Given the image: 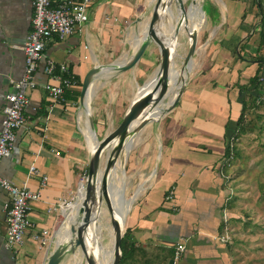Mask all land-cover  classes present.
Segmentation results:
<instances>
[{"label": "crops", "instance_id": "0c3cea01", "mask_svg": "<svg viewBox=\"0 0 264 264\" xmlns=\"http://www.w3.org/2000/svg\"><path fill=\"white\" fill-rule=\"evenodd\" d=\"M143 1L92 0L86 21L78 23L63 39L51 35L46 40L36 73L37 84L26 89L29 96L26 121L16 130L14 144L0 162V175L39 189L40 176L29 172L30 164L35 163L40 172L47 175V181L41 188V197L32 201L30 215L34 225L27 228L17 251L4 244V202L9 194L0 186V264H45L57 243L66 240L62 236L66 225H70L67 221L77 212L80 200L67 210L48 209L61 199L75 200L82 190L90 149L97 141L91 137V132L86 136L81 131L78 117H82L87 104L96 125L95 114H99L100 107L92 104L94 110L98 108L94 113L90 104L100 90L96 84L104 83L106 76L103 75L108 74L106 67L111 62L127 61L134 52L135 47L123 60L127 54L122 53L121 47L126 41L121 39L136 27ZM225 6L226 15L221 14L219 22L206 23L203 32H198V40L203 41L199 56L197 50L194 54L198 57V68L186 81L175 106L162 116L159 143L151 144L150 138L138 143L129 160L130 168L140 166L150 168L151 172L141 180L149 181V186L130 208L125 228L130 227L138 244L149 250L161 243L185 242L186 248L176 264H243L252 260L264 263L260 258L264 256V228L245 226L246 221H240L242 217L237 211L240 198H232L230 205L227 203L233 190L228 178L231 168L220 169L228 129L235 126L242 99H248L249 78L259 68L264 80V63L258 59H242L236 53L240 42L246 44L248 51L255 49L258 9L254 0H229ZM32 17V0H0V114L5 93L23 74V44L31 29ZM149 51L150 45L130 67L132 75L127 69L117 68L107 75L124 86L120 87V105L125 104L120 120L135 95L137 84L144 82L140 77L145 74V65L151 64ZM46 57L56 62L65 61L76 79L75 84L65 89L64 99L52 107L42 85L49 80L43 71ZM96 64L101 70L92 78V90L84 103L80 82ZM133 74L140 83H131ZM104 93L108 96L107 91ZM139 152L142 155L138 160ZM124 187L120 189L119 199ZM143 189L144 184H141L134 199ZM169 189L173 190V195L166 199ZM81 196L82 193L79 199ZM262 214L260 210L256 218H245L258 221ZM222 220L230 228L228 241L216 237L223 232ZM44 228L49 233L46 243L40 245L32 235L34 230ZM161 264L173 263L168 259Z\"/></svg>", "mask_w": 264, "mask_h": 264}, {"label": "water", "instance_id": "95a60500", "mask_svg": "<svg viewBox=\"0 0 264 264\" xmlns=\"http://www.w3.org/2000/svg\"><path fill=\"white\" fill-rule=\"evenodd\" d=\"M196 0L185 4V0H154L152 11L146 22L144 33L127 61H113L106 68L127 69L132 67L143 55L150 43L158 47L159 61L153 71L152 77L142 84H137V91L130 104L126 108L120 122L102 137H98L94 131L92 116L87 112L88 124L97 141L90 150L88 168L82 179V197L77 208V214L69 225L68 237L64 242L57 243L49 254L45 264H59L68 252L81 251L86 264H98L96 247L93 245L89 233L90 226L96 218L99 206L105 205L108 210L109 221L112 228V258L110 264H118L121 255V239L125 231V218L118 217V211L114 205L112 194V177L117 164L124 161L129 152L133 137L150 121H158L166 112L171 110L182 94L188 73L197 49L198 26L192 24L191 7ZM176 10V17L168 21L169 10ZM202 9V6H201ZM203 13L204 10L202 9ZM172 29L168 34L165 24ZM180 30L186 31L189 43L184 55L180 75L178 77V89L173 99L168 102L170 92V72L174 66V56L179 43ZM177 44H173V41ZM101 68L94 65L86 72L81 86V96L84 97L91 85L92 78ZM166 102V103H167ZM160 106V108H159ZM160 112L155 114V110ZM89 111V110H88ZM105 155L104 164L101 160Z\"/></svg>", "mask_w": 264, "mask_h": 264}, {"label": "rangeland", "instance_id": "374dc122", "mask_svg": "<svg viewBox=\"0 0 264 264\" xmlns=\"http://www.w3.org/2000/svg\"><path fill=\"white\" fill-rule=\"evenodd\" d=\"M191 0H185V4L190 3ZM264 3V0H262ZM225 2L229 3V0H196V3H194L191 7V17L192 20H194L195 23H197L196 26L199 25V21H201V27L199 31L203 32V27L206 23L218 21V17L221 16V14L224 16L226 15L225 11L226 6ZM154 3V0H144L143 1V9L141 13H138L141 15L140 19L136 22L137 25L133 30H128V32L125 34L126 37H123L121 41H126V45H123L122 53H126V57L129 56V54L132 52L133 47H136L138 42L141 38L140 35L143 33L144 28L143 26L146 24V21L149 19V16L152 11V5ZM204 10V13L201 9ZM200 9V13L197 14L196 17H194V12L196 8ZM221 10V12H220ZM173 12L176 15V10L173 8ZM227 12V10H226ZM169 19V18H168ZM171 21L175 20V17L170 18ZM165 29H167L168 34L172 32V29L167 26V23L165 24ZM198 31V32H199ZM133 33V34H132ZM135 35L134 40L137 41L136 43H133L132 37ZM129 41V42H128ZM134 41V42H135ZM178 45L176 47V54L174 56V66L176 68H181L184 55L188 49V43L189 38L184 30H180L178 34ZM130 43V44H128ZM198 49V56L203 48V41L198 40L197 41ZM244 46L246 44L244 43ZM126 48L127 51H126ZM130 51V52H129ZM149 53V60L150 66L145 65V74L140 77V80L143 79V81H146L152 77L153 71L156 68L159 60V52L158 47L155 43H150V51ZM198 57L194 56L193 58V65L194 67L191 68V70L188 73L187 80L196 72V69L198 68L199 63H197ZM116 68L109 69L110 71L108 74L103 75L106 76L104 78V83H97L96 87L97 89L100 88L97 95L94 97V102L91 104V110H93L94 113H96L97 107L94 110L92 107L93 105H98L100 107V112L96 116V125L94 128L95 134L100 138L102 137L106 132L114 128L118 122H120V117L123 112L124 105H120V87H124L122 84H117L114 79L108 78L107 75L110 74L111 70ZM118 69V68H117ZM126 70V69H124ZM130 68H127V72L129 73ZM177 70V69H175ZM103 74V73H102ZM132 75V73H129ZM131 83L133 85H136L137 82L140 83V80L138 81L137 78L135 79V75L133 74V77L130 78ZM186 80V81H187ZM105 82L107 84H105ZM103 84V85H102ZM102 85V86H101ZM101 86V87H100ZM129 87V90H132V87ZM172 87V83L170 84V88ZM135 88V86H134ZM264 90V89H263ZM262 90V91H263ZM105 91H107L108 96H105ZM137 91V89H136ZM96 92V91H95ZM136 93V92H135ZM119 97V99H118ZM180 98V97H179ZM167 99V98H166ZM90 101V100H89ZM249 107L247 108L248 114L245 117V122L249 125H251L250 128L245 133H242L237 139L234 140L235 142V149L237 154L235 153V156L231 157L227 169H230V175L228 176L229 181L231 182V186L233 190L231 191L232 194L228 196L229 200L232 198H240L238 201V214L241 215V220L244 222L246 221V225H252L253 227L256 226H262L264 228V100L263 102L257 106L251 104V100H248ZM177 103V102H176ZM93 104V105H92ZM165 102L163 103V105ZM175 106V105H174ZM90 110V108L88 109ZM87 111L85 110L82 114V117H78L79 125L81 128V131L84 132L86 135L87 132H91L90 128L88 127V119L86 116ZM162 117L158 121H150L148 122L136 135H138L139 138H137V142L131 147V150H129L126 159L123 162L122 165V182L124 184V188L122 191V198H120V204L123 203L122 206H124V209L127 210L126 219H125V226L129 223V214H130V208L138 202L140 195L143 194L146 187L149 186V181H141L145 179L148 175H150L151 169L150 168H141L140 166L138 168H130V156H134V151L132 152V149L138 146V143L140 142H147L148 138H150V143L155 144L159 143L158 137H159V131H160V122ZM86 120V122H85ZM232 123V121H231ZM88 124V125H86ZM87 136V135H86ZM93 135L91 134V137ZM85 138V136H84ZM95 139V137H93ZM88 142V137L86 138ZM85 139V142H86ZM96 140V139H95ZM137 155V159H141L140 156L142 154ZM155 152L153 153V155ZM147 155V153H146ZM105 161V155H103L101 160V165L104 164ZM145 169V170H144ZM228 173V174H229ZM85 177V176H84ZM83 177V178H84ZM141 184H144L143 191L134 199L135 193L137 192L138 188ZM79 193L78 197H80ZM121 194V193H120ZM120 197V196H118ZM81 200V199H80ZM75 201V200H74ZM80 204V203H79ZM105 205L103 204V207ZM263 212L262 216L258 221H254L253 218L246 219L247 216H254L256 215L257 211ZM229 221V219H228ZM101 222L103 224V241L107 243L109 242L111 237L109 234V227H110V221H109V214L108 212L104 213L102 215ZM258 222V223H257ZM243 225V224H242ZM264 237V236H263ZM264 252V250H263ZM74 253H76L74 255ZM96 254L99 257L98 249L96 250ZM264 254V253H263ZM80 259L81 261L76 262L75 264H86L85 259L81 253V251H75V252H68L65 257L62 259V261L59 264H74L73 260ZM260 258L264 259V256H261ZM155 261H157L155 259ZM241 264V263H236ZM243 264H257L252 261H247ZM264 264V263H263Z\"/></svg>", "mask_w": 264, "mask_h": 264}, {"label": "built area", "instance_id": "2783aa9c", "mask_svg": "<svg viewBox=\"0 0 264 264\" xmlns=\"http://www.w3.org/2000/svg\"><path fill=\"white\" fill-rule=\"evenodd\" d=\"M91 2L92 0H32V26L23 44V74L12 82V88L5 93V102L0 114V162L10 152L16 137V130L26 121L25 109L29 103L26 89L33 88L37 84L36 73L44 56L46 40L51 35L63 39L71 34L78 23L88 19V7ZM43 71L49 77V80L42 85L50 96L49 107H52L64 99L65 89L75 84L76 79L65 61L56 62L50 57L44 59ZM262 99H264V90L257 98L258 101ZM29 172L40 176L39 189H31L24 183L17 184L0 175V186L9 194L4 202L6 219L4 244L15 251L23 242L27 228L34 225L30 215L32 201L41 197V188L47 181V175L42 174L35 163L30 164ZM172 195L173 190L169 189L165 197L170 199ZM71 201L61 199L48 211L64 210ZM223 220L226 221L225 213ZM229 231L230 228L224 225L223 232L216 237L221 241H228L231 238ZM48 233L49 230L44 228L40 231L34 230L32 236L42 245L46 243ZM185 248V242H176L172 257L173 264L181 258Z\"/></svg>", "mask_w": 264, "mask_h": 264}, {"label": "trees", "instance_id": "16d2710c", "mask_svg": "<svg viewBox=\"0 0 264 264\" xmlns=\"http://www.w3.org/2000/svg\"><path fill=\"white\" fill-rule=\"evenodd\" d=\"M254 3L258 9V19L255 24L256 31L258 34V42L255 45V49L253 51H248L246 46H244L243 42L238 44L237 55L242 59H258L261 64L264 63V3L262 0H254ZM204 9V8H203ZM259 68L255 71V73L249 78V84L246 86V91L248 95V99H242V110L240 111L239 116L235 120V126L229 127L228 133L226 136L225 149L223 153V162L220 165V169H226L228 166V162L231 157L235 156V142L242 133H245L251 125L245 122V117L248 114L247 108L249 107L248 100H251V104L258 107L264 99L258 101V95L264 89V80L261 79V74L259 72ZM82 84V81L80 82ZM65 93V92H64ZM95 125V122H94ZM88 165L85 169V174L87 172ZM223 185V183H222ZM229 205L231 201L227 202ZM224 221L220 224V228H223ZM176 241L170 243H161L160 245L151 248L150 250L145 248L142 245H139L134 234V231L130 227H126L124 234L121 239V250L122 255L118 262V264H161L162 262L171 259L173 257L174 248ZM169 257V258H168ZM155 259L157 261H155Z\"/></svg>", "mask_w": 264, "mask_h": 264}, {"label": "bare ground", "instance_id": "6f19581e", "mask_svg": "<svg viewBox=\"0 0 264 264\" xmlns=\"http://www.w3.org/2000/svg\"><path fill=\"white\" fill-rule=\"evenodd\" d=\"M152 1V0H151ZM191 13V12H190ZM198 13H200V9H199V7L198 8H196V10H195V12H194V17H196L197 16V14ZM168 15H169V19H168V21H170L171 22V20H170V18L171 17H176V15L174 14V12L173 11H171V10H169V12H168ZM200 22L201 21H199L198 23L200 24ZM192 24L193 25H197V23H195L194 22V20H192ZM145 26H146V24L143 26V28H144V30H145ZM168 26V25H167ZM143 33H144V31H143ZM143 33L140 35V37L139 38H141L142 37V35H143ZM133 34V33H132ZM139 38L137 39V41L139 40ZM132 39H133V43H136L137 41H135L134 40V36L132 37ZM135 41V42H134ZM173 44H177V42L174 40L173 41ZM126 56L124 57V59L123 60H126ZM193 67V62H192V64H191V67H190V70H191V68ZM175 69H177V70H175ZM189 70V71H190ZM106 71H110L108 68H106ZM180 73H181V71H180V69L179 68H176L175 66H173L172 67V69H171V72H170V77H169V81H170V84L172 83V87L170 88V92H169V94H168V102H167V99H166V102H165V104L163 105V104H161L160 106H166L172 99H173V97H174V95H175V92H176V90L178 89V85H179V82H178V77H179V75H180ZM104 75H106V74H104ZM92 90V85H90L89 87H88V91L86 92V95L84 96V103H85V101H86V98H87V96L89 95V92ZM85 106H86V111L88 112V106H87V104H85ZM160 106H159V108H160ZM89 112H90V110H89ZM160 112V110L159 109H156L155 110V114H157V113H159ZM85 122H86V120H85ZM87 123V122H86ZM86 125H88V124H86ZM89 127V126H88ZM90 128V127H89ZM91 130V129H90ZM87 134H88V132H87ZM91 134L93 135V137H95L94 136V134H93V132L91 131ZM88 136V135H87ZM89 138V137H88ZM137 138H139L138 137V135H135L134 137H133V139H132V142H131V146H130V149H131V147L137 142ZM135 139V140H134ZM134 140V141H133ZM93 149V148H92ZM92 149H90V150H92ZM129 149V150H130ZM127 160V159H126ZM123 162L124 161H121L119 164H117V167H116V169H115V172H114V175H113V177H112V194H113V199H114V205H115V207H116V209H117V211H118V217L120 218V219H123V218H125L126 219V214H127V210H125L124 209V206H122L123 205V203H121L120 204V199H119V193H120V189H121V187H123V182H122V172H121V170H122V165H123ZM82 197V196H81ZM80 199H79V197H78V195H77V197H76V199H75V201L73 200V201H71L70 203H68L66 206H65V208H64V210H67L68 209V207L72 204V203H74V202H78ZM106 212H108V210H106V208H104L103 206H99V208H98V211H97V214H96V218H95V221L93 222V224L90 226V229H89V233H90V238H91V240H92V242H93V245L96 247V250L98 249V254H99V257H98V260H99V263L98 264H110V262H111V258H112V241H113V234H112V228H111V225H110V227H109V236L111 237V239H110V241L108 242L107 241V243H105L104 241H103V224H102V222H101V219H102V215L104 214V213H106ZM77 214V212L75 211V212H73L70 216V220L69 221H67V223H71L73 220H74V217H75V215ZM109 214V213H108ZM69 218V217H68ZM68 232H69V227H68V225H66V229L64 230V234H63V238L64 239H67V237H68ZM62 235V234H61ZM60 237V236H59ZM60 239V238H59ZM63 241V240H62ZM76 253H74V255H75ZM75 261L76 262H78V261H81L80 259H75V260H73V263L75 264Z\"/></svg>", "mask_w": 264, "mask_h": 264}]
</instances>
